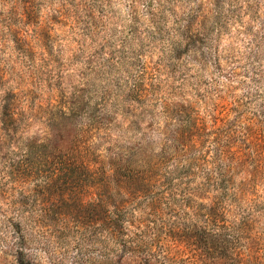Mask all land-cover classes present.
<instances>
[{"label":"rangeland","instance_id":"rangeland-1","mask_svg":"<svg viewBox=\"0 0 264 264\" xmlns=\"http://www.w3.org/2000/svg\"><path fill=\"white\" fill-rule=\"evenodd\" d=\"M196 127L241 166L93 172ZM0 139V264H264V0H0Z\"/></svg>","mask_w":264,"mask_h":264},{"label":"trees","instance_id":"trees-1","mask_svg":"<svg viewBox=\"0 0 264 264\" xmlns=\"http://www.w3.org/2000/svg\"><path fill=\"white\" fill-rule=\"evenodd\" d=\"M4 119H2V124L5 126V129L7 131V126L11 125L15 119L12 113H3ZM4 130L3 128H1ZM202 131V132H201ZM181 132V131H180ZM209 136L207 133H205L203 128H192L191 130H187L185 133H179L177 132L174 136V142L177 144V148L180 151L181 156H153V157H145L140 167L136 168L132 160L123 161L122 159H113L107 162H97V164H101V166L96 172L93 170L94 173H104L106 172V167L111 172H116L121 174L122 176L136 180L137 185H142L145 181V185L148 186V178H155L158 176H162L164 178H171V174L169 175V172L172 171H180L181 174L189 175V173H193V169L200 170V167L202 166V163H204L206 167L210 164L213 167L219 168V163L224 164V166L227 168L225 171L219 172V178H224L225 175H228L232 173V168L234 166L238 167L241 166L240 163L235 158V155L231 153L229 149H219L220 152L217 150V156L215 158L212 156H209V152L203 154L201 147L204 145L207 141L205 138ZM194 141V139H196ZM1 140V139H0ZM200 142L201 145H197V143ZM73 147L68 148L67 151L72 150ZM61 155L66 156L69 160L71 158H80L83 161V164H81L82 168L89 172L91 168H89V163H96L93 162L90 158L93 156H72L70 152H65L64 154L61 152ZM25 156H32V152L27 150L25 153ZM44 156H51L48 154H44ZM213 160H216L217 162H214ZM228 161V164L225 162ZM25 163V162H24ZM175 165L169 172L167 170L169 169V166ZM72 170V168H71ZM214 170L211 169L210 174H207V180L210 182L211 178L213 176ZM166 186H169L166 184ZM167 191H171L170 189H166ZM108 237L112 239L119 240L118 237H122L119 233H116L113 229L108 230ZM124 235V234H123ZM127 245V244H126Z\"/></svg>","mask_w":264,"mask_h":264}]
</instances>
